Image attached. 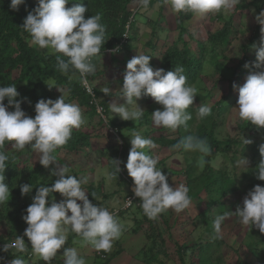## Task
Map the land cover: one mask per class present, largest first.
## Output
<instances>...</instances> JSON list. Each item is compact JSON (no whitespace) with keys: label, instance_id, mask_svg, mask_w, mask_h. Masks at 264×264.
Here are the masks:
<instances>
[{"label":"trees","instance_id":"1","mask_svg":"<svg viewBox=\"0 0 264 264\" xmlns=\"http://www.w3.org/2000/svg\"><path fill=\"white\" fill-rule=\"evenodd\" d=\"M82 3L88 8L85 13V18L91 15L99 14L101 16V23L106 26V39L109 38L105 44L101 47L100 55L94 57L92 63L95 65V73L88 77L90 85L93 86V92L95 96L90 95L85 87L82 85L80 75L78 71L74 69L69 70L67 74L59 71L57 67L56 55H50L47 50H41L37 46H33L30 43V36L26 33L22 27L24 19L36 6V0H25V3L19 6V10H12L10 8V0H0V86L15 85L16 90L19 92V97L16 99L21 101L20 107L28 116H35L34 107L40 99H54V94L58 89L61 93L68 92L66 102L75 103L80 107H83V116L91 117L96 116L98 119V125L95 126L96 134L85 132L83 129H73L71 138L68 142L58 148L54 153L56 161H59L58 153L62 150L72 151L81 150L83 148H89L91 146L92 136L108 137L109 145L104 147V150H111L113 159L107 162L109 166V172H115L114 161L119 162V172L115 180L118 186L113 188L110 192L103 190V186L97 184L94 187L93 182H88L82 185L86 189V195L93 204H98L101 207L107 208L110 212L114 209L106 207L109 198L118 197L121 190L123 192L131 194L128 188L130 182H133L129 177L125 164L127 162L128 153L130 150V135L133 132L140 133L144 138L151 139L156 147L148 150V154L154 157L153 150L160 151L168 148L173 149L172 146L177 144L179 141L189 135L197 136L201 139H205L211 147L210 155L204 159L206 163L203 168L199 165L197 158L201 157L199 152L185 151L183 148L174 149V152L182 154L185 157V167L181 170L172 171L165 165V160L160 159L157 164V168L161 169L162 173L167 174L168 183L170 184V177L172 174L182 177L184 185L189 188L190 199L196 198L200 210L194 217V224L198 223L206 224L205 232L207 239L199 238L192 243H181L176 245L173 251L176 255L180 264H194L193 260H197L196 264H221V259L214 255V252L210 250L216 244L222 242V238H215V231L213 222L217 215H223L225 201L224 198H233L238 195V192H242L243 188L248 193L253 189L255 185L264 186V181L256 179L255 172L258 171V164L264 157L261 156L259 151L260 145L264 144V129H257L247 121H239V135L240 137H226L220 138L218 135V122L217 117L230 106L229 96L225 95L211 104V114L203 119L198 117V109L201 105L207 104L204 100L207 95L199 92L197 89V96L195 99L198 100L197 105L189 107L187 111L191 114L192 119L187 122V126H180L175 131L170 129H161L169 134L151 135L154 128H151L152 113L158 110V105L154 104L155 101L150 96H142L139 101H143L148 104V107L143 110L144 114L139 120L134 121H119L116 117L111 115L109 103L112 99L115 101H124L120 96V90L112 91L109 96L104 95L100 91L102 86H94V80L102 72L98 69L100 60L108 58L116 60L117 55L121 52H129L134 55L136 49L135 44L137 43V28L139 27V21L136 16L142 18L145 17L146 12L149 11L155 4H158V14L160 19H165V4L163 0H150L148 8L145 10L137 5L135 0H69L66 7H71L74 3ZM252 5L256 7L258 12L263 11L262 7L264 1L262 0H251L249 3H239L235 6L232 13L227 16L225 20L221 13L215 15L216 20L222 21V26L215 30L209 31L205 40L196 39L195 36L189 33L187 36L193 41L190 44L185 38V32L188 30L185 25L186 20L194 18L192 13H177L176 15V37L169 44H164L160 49L156 46L157 34L155 28L159 26V19L151 20L144 23L152 27V32L145 41L143 47L151 49L148 52H153L157 49L160 52V58L156 61L150 59V65L154 69L155 66L164 69L165 72L173 71L177 67L184 69L183 74L187 77V84L193 86L197 83V79L205 73L206 66L215 67L221 74L222 79L228 80V87L230 92L234 90L233 84L238 80L237 73L240 71H234V69L224 66L221 64L220 56L223 55L226 47L231 45V35L237 29L234 26L233 15L238 14L239 20L243 21L244 11ZM164 11V12H163ZM163 12V14H162ZM168 13V12H166ZM194 20V19H193ZM174 29L172 31H174ZM236 34V33H235ZM264 37L261 36V25L257 23L252 29V35L248 40L247 44L241 45L242 57L238 60L237 68H242L241 71H246L244 65L250 64L247 60V52H249L251 46L255 42H260ZM194 43V45H193ZM118 48L119 51L112 52V48ZM145 55L151 56V53ZM252 57V56H251ZM253 64L256 60V56H253ZM64 59H67L64 57ZM125 63V67H126ZM252 68V65H251ZM126 70V69H125ZM119 74V69L117 70ZM258 68L253 67L248 72H257ZM103 73V72H102ZM124 75V74H123ZM235 78V81H234ZM53 85L49 88L47 85ZM122 84V83H121ZM100 87V88H99ZM65 90V91H63ZM238 100V99H237ZM7 105V99L4 101ZM97 106H100L102 111L98 113ZM12 107L8 108V111H13ZM103 126L107 130V127L115 128V134L107 132V136H104L98 129ZM107 126V127H106ZM249 131L252 134H249ZM100 132V133H99ZM94 137V138H95ZM116 137V139H115ZM118 137L121 143L118 142ZM244 138L251 140L252 143H244ZM114 141V144L112 141ZM14 142L6 141L3 151L9 156V160L6 162L4 170V183L10 188V199L7 203L0 205V225H6V233L0 234V249L3 248L4 244L11 242L16 236L22 235V229L27 227V224L22 219V216L26 214L25 209L31 204L27 195L21 196L20 187L24 184H31L32 192L36 193V188L40 185L51 187L55 181L48 180V171H44L42 165L37 164L33 167L30 164L29 159L19 160L18 156L22 152L21 150H15L13 148ZM103 150V151H104ZM101 153L102 148H101ZM191 155V161L189 162L186 157ZM220 155V160L223 161V165L215 167L213 161L216 156ZM219 157V156H218ZM237 157H246L249 161L248 167L243 170H239L237 165ZM189 163H188V162ZM63 162V161H62ZM233 164V165H230ZM72 168V167H71ZM78 173H74L78 179L83 176H77ZM55 176V175H54ZM55 179V178H54ZM180 182V183H181ZM121 186V188H120ZM204 194L207 198L205 200L200 194ZM54 193L47 199L51 201ZM236 194V195H235ZM120 198H123L120 195ZM136 202V214L133 218V233H137L140 228L146 226L144 229V244L137 251L136 257L140 259L143 264H165L162 257L169 256L167 244L162 236V230L160 229L159 223L156 220L149 219L141 207V202L138 197H135ZM233 200V199H232ZM210 203L212 207L217 206V211L212 214L210 213V207L207 203ZM105 206H104V205ZM238 200L228 202V212L235 213L237 206H242ZM103 205V206H102ZM127 213L126 209L119 208L117 213H114L118 219V216H122L123 220H119L122 226V231L126 232L128 221L125 219ZM253 235L258 234L260 238L258 241L252 240L247 245V250L250 255L256 259V264H264V233H260L258 229L251 228ZM148 230L150 232H148ZM256 232V233H254ZM252 233H248V238H253ZM67 239L65 246L74 237H79L76 234L71 235ZM23 236V235H22ZM74 236V237H73ZM210 237V239H208ZM80 238V237H79ZM26 242L27 250L31 249L30 243L27 238L24 237ZM260 243V244H259ZM115 249V248H114ZM121 249V250H120ZM116 248L114 251L108 253L102 251L105 257L99 256L100 260L96 264H108L114 256L118 255L122 251L121 248ZM197 250V251H195ZM197 252L196 259H192L193 252ZM22 253L17 252L15 249H10L7 252L0 251V264H9L8 262L15 258L24 259L21 256ZM62 257V253H61ZM64 261H60L53 258L50 264H64ZM35 264H45L41 259L35 261Z\"/></svg>","mask_w":264,"mask_h":264},{"label":"clouds","instance_id":"2","mask_svg":"<svg viewBox=\"0 0 264 264\" xmlns=\"http://www.w3.org/2000/svg\"><path fill=\"white\" fill-rule=\"evenodd\" d=\"M135 2L146 10L150 0ZM163 2L170 5L174 13L190 12L203 16L222 11L230 12L240 0H163ZM24 3L25 0H10V8L19 10V6ZM68 3L69 0H36V6L28 13L21 28L29 34L33 46L47 50L50 55H56L60 72L67 74L70 68L78 71L86 91L95 96L88 77L96 70L92 63L93 58L100 55L101 47L109 39H106V26L101 23L99 14L85 18L88 8L82 3L77 2L71 7H66ZM255 19L264 33V11L256 15ZM115 48H112L113 53L119 51ZM151 58L152 56L148 55H136L127 62L119 96L124 103L116 101L109 103L111 113L124 121L139 120L144 111L138 107L136 101L142 96H150L161 105V109L152 113L156 127L173 131L180 126L186 127L187 122L192 119L187 109L193 105L197 89L187 84L182 67L167 72L162 68L154 70L150 65ZM262 65L264 39L256 51V60L252 66L260 68ZM244 67L248 68L249 64L246 63ZM47 85L49 88L53 87ZM233 88H236L235 84ZM58 91L61 93V90ZM100 91L106 96L112 92L109 86L101 88ZM68 94L61 93L55 100L40 99L35 104L33 118L21 109V101L16 99L20 94L15 85L0 86V148H3L6 141L14 142L16 150H24L27 146L38 153V162L43 167L48 168L55 164L56 150L68 142L73 129H79L85 124L81 108L75 103L66 102ZM6 99L7 105L4 103ZM9 107L14 110L8 111ZM234 108L238 110L240 120L249 122L257 129H264V71L247 76L243 86L238 89L237 107ZM211 111L210 105H201L198 117L203 119L209 116ZM244 143L246 145L252 141L244 138ZM130 145L125 168L133 181L129 183L128 188L133 185V189L129 188L131 194L123 200V209L137 205L135 197L139 198L144 214L151 220H156L168 209L180 213L188 208L191 204L189 188L184 184L171 187L167 174L157 168L158 158L148 154V150L156 147L154 142L138 132H133ZM172 148L201 153L199 160L201 168L206 163L204 158L211 153L207 141L193 135L185 137ZM259 151L264 157V144L260 145ZM8 160L9 156L0 151V205L10 199V188L4 183L3 175ZM114 163L115 172L106 171L109 180L117 178L120 170L119 162ZM240 163L248 167L249 161L244 158ZM67 173L68 166L61 165L58 170L52 171V175L59 178L51 187L40 185L36 188L32 203L22 216L27 224L25 230H21H24L23 236H16L12 243L4 244L0 249L4 252L15 249L22 253L24 259H12L9 264H35L34 254L45 264H50L61 249L65 258L64 264H86L76 249L64 247L69 232L79 236L83 245L91 246L101 257H105L102 251H111L113 242L121 237L122 226L114 211L110 212L88 199L86 190L82 187L87 184V178L78 179ZM255 175L256 179L264 181V159L258 164ZM32 187L31 184L21 185V196L29 194ZM52 193H59L63 199L59 202L54 198L49 201L47 198ZM128 197H133V202L128 199L127 204H132L125 207ZM231 214L233 213L226 212L216 216L213 222L215 238H222L221 225ZM234 214L244 226H251L264 233V186L255 185L243 198L242 206H237ZM24 237L31 245L29 250L26 248Z\"/></svg>","mask_w":264,"mask_h":264},{"label":"rangeland","instance_id":"3","mask_svg":"<svg viewBox=\"0 0 264 264\" xmlns=\"http://www.w3.org/2000/svg\"><path fill=\"white\" fill-rule=\"evenodd\" d=\"M251 0H240V3L245 2L249 3ZM264 1V0H262ZM165 11V19H160L158 14V4H155L151 9H149L148 12H146L145 17L142 18L140 16H136V19L139 21V27L137 28V36L138 40L135 44L136 49L134 51V55L130 54L129 52H121L117 55L116 60H110L108 58H103L100 60V65L98 66V69L102 71L94 80V86H104L114 91V90H120V87L122 86L121 83H123V74L125 72V63H127L131 58H133L136 55H145L146 53H151L152 59L154 61L158 60L160 58V52H157L156 50H153V52H148L151 49L145 48L144 49V43L145 39L150 36L152 32V27L150 25L144 23V21H148V18L151 20L159 19V26L155 28V32L157 34L156 39V46L158 49H160L164 44H169L172 42V40L176 37L175 27H176V15L177 13H174L170 7V5H166L164 7ZM163 11V12H164ZM233 11V10H232ZM230 12H220L223 18L226 20L227 16L230 15ZM263 11H264V5H263ZM162 12V14H163ZM168 12V13H166ZM260 12L256 9V7H253L250 5L247 7V9L244 11L243 15V21L239 20L236 14L233 15V22L234 26L237 28L231 35V45L226 47L224 50V53L222 56H220L221 64L224 66H228L234 71H240L237 73L238 80L235 82L236 88L232 92H230V88L228 87V80L222 79L221 74L219 73L218 69L211 66H206L205 73L202 74L198 79L197 83L193 85V87L199 89V92L204 93L207 95L206 99L204 100L208 105H211L215 103L217 100H219L221 97L225 95H230L229 101L230 106L225 109L220 115L217 117V131L220 138H226V137H240L239 135V128L238 123L240 120L238 116V110L234 107H237V99H238V89L239 87L243 86V84L246 81V78L249 74L248 71L251 68V61L253 60V56H256L257 49L261 46L260 42H255L251 46L249 52H247L248 57V63L249 67L246 68V71H241L242 68L236 67L238 60L242 57V48L241 45L247 44L249 38L252 35V29L257 24L256 22V15H258ZM219 13L214 14H206L203 16H197L194 15V20H186L185 25L187 26V31L185 32V38L190 41V44L193 42L191 41L187 35L189 33L193 34L196 39L199 40H205L207 38L209 31H215L219 29L222 26V21L216 20L215 15ZM175 16V17H174ZM174 29V31H172ZM236 33V34H235ZM261 36L264 37V33L261 32ZM194 45V43H193ZM252 56V57H251ZM253 62V61H252ZM120 71L119 74L118 70ZM155 69H159L158 66L154 67ZM264 71V65H262L260 68H258V71ZM235 81V78H234ZM100 88V87H99ZM65 91V90H63ZM63 94V93H62ZM61 93L57 91V94L55 92L54 99H57ZM112 102L115 101L114 99L111 100ZM118 103H124V101H116ZM198 100L194 98V103L192 106L197 105ZM138 107L142 110H145L148 107V104L139 101V99L136 101ZM158 105L159 109H161V105L158 103H154ZM80 107V106H79ZM133 107V106H129ZM82 110V117L85 120V124L79 128L83 129L85 132L96 134L95 126H97L99 123L96 116H93L89 120V116L86 117L83 116V107H80ZM111 115L113 117H116L119 121H122V119L119 116H116L115 114ZM32 117V116H29ZM34 118V117H33ZM99 126V125H98ZM107 127V126H106ZM151 128H154L155 131L150 133L151 135H159V134H169L166 131L164 132L161 127H156L153 123H151ZM78 129V130H79ZM104 136H107V132L109 131L115 134V128L107 127V130L105 127L100 126L98 129ZM109 130V131H108ZM99 132V133H100ZM249 134H252V132L249 131ZM132 134L130 135L131 138ZM92 136L93 140L91 141V146L89 148H83L81 150H72V151H60L58 153L59 161L55 164L50 165L48 168H44V171H48V180L49 181H56L59 177L52 175L53 170H58L61 165H67L68 166V175H74V173H78L79 176H83L87 178L88 182H93L94 187H97V184L99 182V185L103 186V190L106 192H110L113 188H116L118 184L115 180H109L106 171L109 172V166L107 165V162L109 160L113 159L112 151L110 150H104V147L109 143L108 137H98ZM116 139V137H115ZM114 144V141L111 140ZM118 142H120V138L118 137ZM115 145V144H114ZM104 146V147H103ZM15 149V147L13 146ZM101 148L103 154L101 153ZM16 150V149H15ZM104 150V151H103ZM22 152L19 154V160H24L25 158L29 159L30 164L36 166L39 164V154L36 153L32 148L27 147L24 150H21ZM154 158H158V161L160 159L165 160V165L172 171L174 170H181L184 168L185 163L184 159L185 157L182 156L180 153L174 152V149H162L160 151L153 150ZM219 156V157H218ZM217 158L214 159L213 164L215 167H219L223 165V161L220 160V155L216 156ZM187 160L190 162L191 155H188L186 157ZM246 158V157H244ZM241 157H237V162L234 163L237 165V168L239 170H243L246 168V166H243L240 162L244 159ZM200 159V158H197ZM247 159V158H246ZM63 161V162H62ZM187 161V162H188ZM188 162V163H189ZM233 165V164H230ZM72 167V168H71ZM77 175V176H78ZM55 178V179H54ZM182 177L177 176L176 174H172V177H170V186L175 187L179 186L180 184H183ZM181 182V183H180ZM133 185L129 187L131 190ZM121 188V186H120ZM86 190V189H85ZM124 190H121L119 193V198L116 196L114 198H109L107 200L108 204L106 207H111L114 209V213L117 212L119 208H123V200L130 194L123 192ZM247 192L246 189L243 188L242 192H238V195H236L233 198H224L225 208L224 212H228V202L233 200H238V202L243 201V198L246 196ZM35 195L32 191L27 194V199L30 203H32V197ZM120 195H122L123 198H120ZM54 199L59 202L61 199H63L59 193L53 194ZM205 200H207L206 196L202 193L200 194ZM233 199V200H232ZM78 203H80L78 201ZM208 206L210 203H207ZM104 205V204H103ZM102 205V206H103ZM242 205V204H241ZM105 206V205H104ZM125 207H127L125 205ZM136 205H133L129 208H126L127 213L126 220L128 221L126 232L122 231V235L118 240H115L113 242V246L111 251L108 253L114 251L116 248H121L122 251L118 255L114 256L111 260H109L108 264H143L138 257H136L137 251L142 247L144 244V229L147 228L146 226H143V228H140L137 233H133V218L135 215L140 216L139 213L136 214ZM210 213L214 214L217 211V206L214 205L213 207H210ZM200 205L196 198L191 199V204L188 208L183 210L180 213H176L172 209H168L167 211L161 213L159 217L156 219V223H159L160 229L162 230V236L163 239H165V243L167 244L165 247H167V251L169 256L162 257L164 259L165 264H180L178 261L176 255L174 254V250L176 248V245H179L181 243H192L195 242V240H198L199 238H203V240L207 239V235L205 232L206 224L198 223V225L194 224V217L199 212ZM70 215V213H69ZM119 220H123L122 216H118ZM6 225L1 224L0 225V234L6 233ZM148 232H150L148 230ZM252 233V230L248 226H244L240 219L233 213L230 216H228L224 222L221 225V236H222V242L220 244H216L212 247L210 250L211 252H214V255L219 257L221 259V264H256V259L253 258L250 253L247 250V245L250 244V241L255 240L258 241L260 238L259 233L254 234L253 238H248V233ZM69 234L73 235L75 233L69 232L67 239L69 237ZM70 235V236H71ZM210 239V237L208 238ZM260 244V243H259ZM65 248H74L77 250L78 254L84 258L86 261V264H96L100 258L97 255V252L95 249H93L91 246L83 245L81 242V238L76 237L72 240V242H69L67 246L64 245ZM115 248V249H114ZM121 250V249H120ZM197 251V250H195ZM193 252V258L196 259L197 252ZM62 253V257H61ZM34 257L36 260L41 259L38 255L34 254ZM56 259L60 261H64L65 258L63 256V249L58 250L57 255L55 257ZM42 260V259H41ZM10 262V261H9ZM8 262V263H9ZM194 264L197 263V260H193ZM64 263V262H63ZM101 263V260H100Z\"/></svg>","mask_w":264,"mask_h":264},{"label":"built area","instance_id":"4","mask_svg":"<svg viewBox=\"0 0 264 264\" xmlns=\"http://www.w3.org/2000/svg\"><path fill=\"white\" fill-rule=\"evenodd\" d=\"M115 49H117V48H115ZM98 109H101L100 106H97V111H98V113H101V111H99ZM128 199L131 200V201L133 202V197H128V198L126 199V201H125V205H126V206H130V205L132 204V203H131L130 205L127 204V200H128ZM24 230H25V229H24ZM24 230L22 231V235H23V233H24ZM22 235H21V236H22ZM14 240H15V239H13L11 242H9V243H7V244L12 243Z\"/></svg>","mask_w":264,"mask_h":264},{"label":"crops","instance_id":"5","mask_svg":"<svg viewBox=\"0 0 264 264\" xmlns=\"http://www.w3.org/2000/svg\"><path fill=\"white\" fill-rule=\"evenodd\" d=\"M262 9H263V7H262ZM73 239H75V237H74V238H72V240H73ZM72 240H71L70 242H72Z\"/></svg>","mask_w":264,"mask_h":264}]
</instances>
